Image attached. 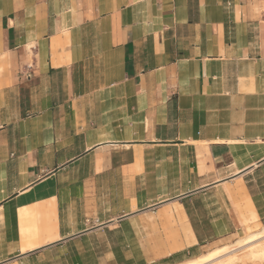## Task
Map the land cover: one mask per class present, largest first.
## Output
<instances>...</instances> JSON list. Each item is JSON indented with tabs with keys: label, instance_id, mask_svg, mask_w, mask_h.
Instances as JSON below:
<instances>
[{
	"label": "crops",
	"instance_id": "0c3cea01",
	"mask_svg": "<svg viewBox=\"0 0 264 264\" xmlns=\"http://www.w3.org/2000/svg\"><path fill=\"white\" fill-rule=\"evenodd\" d=\"M263 172L264 0H0V264L195 259Z\"/></svg>",
	"mask_w": 264,
	"mask_h": 264
},
{
	"label": "rangeland",
	"instance_id": "374dc122",
	"mask_svg": "<svg viewBox=\"0 0 264 264\" xmlns=\"http://www.w3.org/2000/svg\"><path fill=\"white\" fill-rule=\"evenodd\" d=\"M256 185L254 189L258 204L261 206L262 216H264V172L260 177L252 182ZM223 204V205H222ZM195 206L194 216L199 221L200 231L205 240L206 253L213 251L218 247L235 243L240 237L252 230L258 231L264 227V217L262 221H253L251 227L245 229H237L233 226L231 215L229 214L226 206L222 203L221 197L216 195H205L202 198L193 202ZM235 224V223H234ZM155 247H163V245L155 244ZM208 251V252H207ZM202 256V255H201ZM264 264L263 262L256 261L255 264Z\"/></svg>",
	"mask_w": 264,
	"mask_h": 264
},
{
	"label": "bare ground",
	"instance_id": "6f19581e",
	"mask_svg": "<svg viewBox=\"0 0 264 264\" xmlns=\"http://www.w3.org/2000/svg\"><path fill=\"white\" fill-rule=\"evenodd\" d=\"M256 261H264V227L246 233L233 244L179 264H255Z\"/></svg>",
	"mask_w": 264,
	"mask_h": 264
}]
</instances>
